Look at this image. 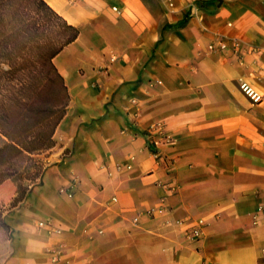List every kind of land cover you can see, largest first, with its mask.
Masks as SVG:
<instances>
[{
  "label": "crops",
  "instance_id": "crops-1",
  "mask_svg": "<svg viewBox=\"0 0 264 264\" xmlns=\"http://www.w3.org/2000/svg\"><path fill=\"white\" fill-rule=\"evenodd\" d=\"M45 1L80 29L53 58L69 103L0 264H264V0Z\"/></svg>",
  "mask_w": 264,
  "mask_h": 264
},
{
  "label": "trees",
  "instance_id": "trees-1",
  "mask_svg": "<svg viewBox=\"0 0 264 264\" xmlns=\"http://www.w3.org/2000/svg\"><path fill=\"white\" fill-rule=\"evenodd\" d=\"M79 34L80 29L68 23L45 0H0V58H17L20 52L26 51L25 46L22 47L25 43L31 54L35 51L40 53L54 68L62 85V94L45 111L47 115L40 118L32 116L28 122L24 116L6 128L7 140L0 147V185L9 178L16 181L11 208L19 205L41 183L48 166L35 155L47 153L56 145L54 134L69 103L67 86L53 58ZM29 110L33 113L35 109L31 106Z\"/></svg>",
  "mask_w": 264,
  "mask_h": 264
},
{
  "label": "rangeland",
  "instance_id": "rangeland-1",
  "mask_svg": "<svg viewBox=\"0 0 264 264\" xmlns=\"http://www.w3.org/2000/svg\"><path fill=\"white\" fill-rule=\"evenodd\" d=\"M19 44L22 43L19 42ZM24 46L26 51L20 52L17 58L13 56L0 58V137L3 135L2 145L7 140L6 128L12 127L24 116L28 122L32 116L40 118L47 115L46 112L50 105L55 103L62 94V85L54 68L44 60L40 53L35 51L31 54L29 46L25 43L22 47ZM31 106L35 109L33 113L29 110ZM48 155V152H41L35 156L48 164ZM15 191L16 181L11 178L2 183L0 187V259L2 258L3 261L13 250V234L10 224L6 222L5 213L11 209L10 204L15 197Z\"/></svg>",
  "mask_w": 264,
  "mask_h": 264
},
{
  "label": "built area",
  "instance_id": "built-area-1",
  "mask_svg": "<svg viewBox=\"0 0 264 264\" xmlns=\"http://www.w3.org/2000/svg\"><path fill=\"white\" fill-rule=\"evenodd\" d=\"M169 6L173 7L174 3L173 1H168ZM116 9V8H115ZM193 11L195 9V7H192ZM244 44V40H242L241 38H237L235 40V52H239L240 49L242 48V45ZM228 47V42L226 40H217L215 42H212L209 45V49L210 50H225ZM250 49H254L256 47H254L253 45L249 46ZM240 88L242 89V91L248 95L254 102H258L260 100H262L263 95L258 92L255 88H253L247 81L242 80L240 82ZM152 129L159 133V134H164V124L163 123H158L155 126L152 127ZM158 141L160 140H154L153 141V145L157 146L158 145ZM124 167H130V164L128 163H124V164H118L117 168L120 170ZM75 183L72 184L69 187H65L63 186V188L61 187V189L59 190L60 193L62 194H66L68 196H73V189H74ZM116 199V198H114ZM135 221H138V218H135ZM182 224L185 225L187 227V236L188 238H190L191 240H197L199 238L202 237L203 233H204V228L206 226V222L203 218H198L196 220H184L182 221ZM38 226L40 228H45L48 229L50 231H57L59 232L61 230L60 227L56 226L54 224V222H52V220L48 219V220H40L38 222ZM58 257H54V260H58Z\"/></svg>",
  "mask_w": 264,
  "mask_h": 264
}]
</instances>
